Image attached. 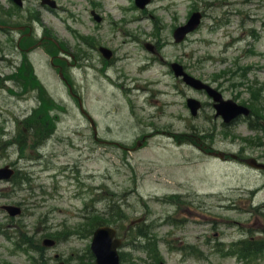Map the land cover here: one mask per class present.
I'll return each instance as SVG.
<instances>
[{"label":"rangeland","instance_id":"374dc122","mask_svg":"<svg viewBox=\"0 0 264 264\" xmlns=\"http://www.w3.org/2000/svg\"><path fill=\"white\" fill-rule=\"evenodd\" d=\"M29 1L36 3V0ZM171 1L176 4L172 9H163L165 7L163 5L168 4L167 0H155L148 8V12L146 10L140 13L132 9L133 0H99L103 5L101 6L102 13L106 16V20L102 25H97L90 18L91 6L88 0H60V3L63 4V12H60V14L42 9L39 11L42 22L38 26L37 34L40 35L43 31V25H46L59 39H63L68 43L69 53H73L75 45L79 41L76 35L82 33L92 35L98 39L100 44L109 46L115 51L116 57L128 55L127 62L116 61L114 71L111 68L106 71L114 74L113 78L119 85L115 88L107 85L101 79V76L96 81L102 65L96 51L91 49L89 52L94 57V64L96 65L92 69H85L86 66L81 65L80 60L75 65L76 60L70 59L75 65L71 64V67L69 65L68 69L71 68V72L72 69L73 72L78 69L83 71V77L80 76V79L83 78L82 82L84 84L82 86L78 85V88L81 90L84 100L87 98L88 102L90 100L96 104L95 113L100 120L98 122L100 131L105 137L134 143L142 134L143 128H146V130L152 129L148 126L149 122L161 123L163 126L170 127L173 124V113L182 112L181 98L171 96L176 91V88L172 85L177 84L178 81L168 72L162 58L168 61H179L187 65L190 70L205 80L214 79L215 75L223 71L217 72L218 68H230L231 60L235 57L241 58V62H239L241 66L249 68L247 77L237 78V76L233 77L228 74L227 78H223L221 82L228 96H235L238 100L244 102H249L250 93L247 88L236 87V82H244L247 86L251 81L257 80L264 84V0L254 5H248L247 2H242V0H238L236 3L235 0ZM122 3L130 8L123 7ZM221 3L222 7H219ZM192 5L207 10L210 17L206 19L202 30L194 36L193 40H189L181 46H174L172 43L174 25L185 21ZM224 7L228 9L225 10ZM31 8L34 9V7ZM237 10L238 15L235 14ZM225 11L228 13H225ZM239 11H242L243 17L239 14ZM214 15L223 21L228 19L232 24L228 27L216 28L212 32V27L216 23L213 18ZM150 16L155 18V22L158 24L156 31L154 22L151 18H148ZM241 21L242 24H240ZM206 36L213 37V40H207ZM239 39L241 40L239 41ZM125 40L129 46L124 42ZM156 41L160 42L157 60L150 58L151 53L145 48L146 43H156ZM87 46L82 44L84 49ZM193 51L202 61L200 68L195 69L193 67V61L191 60ZM223 53L224 55H222ZM240 53L243 54V57ZM210 54L226 57L228 59L227 63L219 61L217 66L214 65L209 61ZM83 61L87 62L86 59ZM79 66L82 69L76 68ZM147 66L148 68H146ZM47 69L50 70V73L47 72ZM120 70H124V75L120 76ZM43 72L48 89L67 108H63L62 117L57 125V132L44 150L48 163L53 165L51 171L46 172L45 200H38L35 209L29 208L27 215L21 219V224L31 223L36 225V230L44 227L62 229L63 225H74L80 221V218L76 215L80 209L84 208V201H88L93 195L101 196L102 193L106 197L108 196V189H124L131 182H137V191L148 202V215L157 220L166 215V211H163L161 206L148 196L160 197L163 193L169 194L171 192L192 195L193 189L189 181V170L193 167L190 157L195 154L188 147L180 144L176 147L171 144L175 143L173 141L154 139L140 151L127 154L116 146L97 145L92 142L91 138H86L85 133H89V131L82 128L83 119L79 115L78 102L69 95L64 84L63 89L58 85L60 84V80L56 76L58 73H55L47 65H45ZM161 73H167L168 75L162 76ZM75 79L78 81L76 76ZM136 82H140L142 85L146 83L159 84L157 87L163 91V94L158 95L159 98H152V100L154 105H166L163 114L158 113L157 117L146 118L143 126L141 120L146 116L144 112L146 99L141 102L137 98V96H140L139 90L128 94L126 90L120 88L122 83L134 85ZM127 95H130L131 99ZM3 97L5 96H0V98ZM96 97L100 99H94ZM123 98H125V103ZM175 99L177 104L171 106V100ZM262 100L264 102V99ZM0 103L5 104V100L0 99ZM1 125L5 126V123ZM174 125L176 128L185 126L183 120L174 122ZM77 127L79 128L77 129ZM233 132H235V139H228L223 145L236 150L242 144L239 138L246 137L248 133L243 127L234 129ZM257 150L264 155V146L257 148ZM161 152L165 154L161 155ZM253 152H256V150H253ZM10 156L15 157L13 153H10ZM4 160V157L0 156V162ZM62 166L63 171L60 168ZM174 166L179 168L178 171L170 169ZM210 169L211 181L209 185L204 186L197 182L194 186L196 189L222 190L226 194V196L221 195L204 199L208 207L213 206L210 210L212 215L224 219H239L235 210L228 209L226 205H232L233 201L240 202V200L246 199V192L249 191L250 187L258 185L261 190L255 201L260 205L264 203V189L262 188L264 173L250 171L242 165L234 164L222 166L210 164ZM78 171L85 180L86 187L95 188H87L84 192L80 191L81 199L74 195V193L78 194L81 189V186L77 184L78 179L75 177ZM65 173L71 174L75 178V184L71 186L70 190H65L69 186V182L63 179ZM57 180L59 182H56ZM97 187H99L98 190H96ZM4 192L9 195L12 194L11 188ZM134 196L135 194L132 195L131 200L134 199ZM4 201L5 199L0 198V203ZM243 202H241L242 207H244ZM259 212L260 219L264 218L262 210ZM32 213H35V215H32ZM245 213L241 212V215ZM46 215H49L47 224L44 223ZM1 221L10 223V220L7 221L0 214ZM225 226L223 221L219 220V229H225ZM261 228H264V225ZM163 229L167 230V228ZM214 231L200 233L198 234L199 238H194L192 241L198 244V241L206 239L205 235L212 233V237ZM238 232L239 229H225L221 233L231 236L238 234ZM181 233L191 235L189 228ZM221 233L218 236L221 237L219 241L230 240L229 237L223 236ZM180 240L175 239L173 241L178 243ZM85 241L78 237L71 238L69 242L61 245L59 250L65 254L75 253L77 249H82L86 245ZM7 246L13 247L0 235V264H7L8 262L26 264L25 255L19 254L17 257L6 250ZM135 257L143 256L135 255ZM164 257L167 264H198L194 260L182 261L180 256H176L169 251L164 253ZM233 261L215 254L212 256L211 264H237ZM141 263L153 264V261L143 258ZM260 264H264V261Z\"/></svg>","mask_w":264,"mask_h":264}]
</instances>
